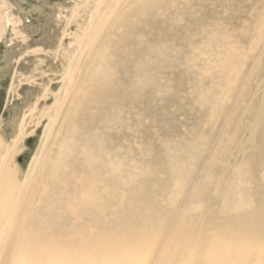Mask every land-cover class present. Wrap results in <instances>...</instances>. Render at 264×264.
<instances>
[{
  "label": "bare ground",
  "instance_id": "6f19581e",
  "mask_svg": "<svg viewBox=\"0 0 264 264\" xmlns=\"http://www.w3.org/2000/svg\"><path fill=\"white\" fill-rule=\"evenodd\" d=\"M9 1L2 10L8 5L20 19L19 1ZM93 1L83 35L62 54L59 91L50 84L39 101L28 90L1 121L0 249L21 243L20 264H264V0H251L248 25L188 42L190 118L177 124L166 167L172 192L164 187L152 197L145 194L151 181L131 182L125 156L114 153L129 148L122 101L133 88L141 99L146 71L180 36L183 12L192 10L191 29L193 19L202 21L196 8L206 9L210 0ZM14 14H0V43L7 49L15 42L8 31L21 37ZM50 92L54 102L39 114L47 120L44 141L22 182L13 160L26 135L25 117L40 102L47 106ZM184 92L176 96L178 118ZM146 170L147 178L159 180L158 168Z\"/></svg>",
  "mask_w": 264,
  "mask_h": 264
},
{
  "label": "rangeland",
  "instance_id": "374dc122",
  "mask_svg": "<svg viewBox=\"0 0 264 264\" xmlns=\"http://www.w3.org/2000/svg\"><path fill=\"white\" fill-rule=\"evenodd\" d=\"M3 1L10 3L9 0H0V14L2 16H5L7 14L8 16L14 14L13 10L7 8L8 5L7 7H4V9L2 10ZM17 1H19L23 9V12L20 14V19H18L16 14H14L15 18H11V19L14 22L16 21L18 22L17 30L21 33V37L16 38L11 31L10 32L8 31V37L10 38V42H12V40H15V42L12 45H10L11 50L9 48L7 49L3 44L0 43V124L2 120L7 121L13 115V112L17 110V109L14 110V106H16L17 103H19L18 102L19 95L25 96L28 90H32L34 92L36 100L41 101L42 97L48 94L46 88H48L50 84H55V87L53 89L54 93H57L59 91L61 87V79L63 77L62 71L64 70L63 68H65L66 66L65 63L66 60L62 59L63 57L62 54L64 55L67 52L73 51L78 36L80 37L83 35V32L86 29L87 24L89 22L91 12H93V6H91L93 5V3H91V1L93 0H17ZM243 1L245 0H240V2L239 0H210L206 9H203L202 11H198V8H196L198 12L197 16L202 15L201 17H199L202 18L201 19L202 21H198L199 19L197 20L193 19V24L191 29L189 28L191 24L189 20L191 19L192 10L185 7L186 12L185 13L183 12L181 21H179V25H181L179 30L180 36H178V38L174 40L172 52L171 53L169 52L168 54L167 53L164 54L162 57L159 58L158 60L159 63L157 62L151 65L149 70L146 71V77L148 78H146L147 81L145 85L142 87L141 99L138 100L135 98L137 91L133 88L130 91V93H127V96L124 97L125 100L123 99L122 101V103L124 104V110L127 109L125 110L126 117H124L127 126V136L129 138L131 137V134H133L134 136H132V138L130 139L128 138L129 148L125 152L124 150L122 152L119 151V149H117L116 147L114 153L115 155L125 156L127 163L124 170H125V174L128 175L131 182L136 181L137 183L139 181L138 183L142 184V182L145 183L148 180L151 181V182L148 181L149 182L148 188L145 187V194L151 197L160 196V192L164 187L166 188L167 193L172 192L171 189L172 185L170 184V176L167 168L168 165L170 164V161H172L174 155L173 151L176 146V139H177V131H176L177 124L180 121L186 123L190 118L187 111L189 110V107L186 106L188 100L187 99L188 92L186 88L191 78L190 70H189L190 67L187 62L188 54L186 52L188 50L187 49L188 42L190 41L192 43H198L200 41V38L206 33L222 32L226 26L236 27L239 24L241 26L248 25L250 20L249 17H250V8L252 1L246 0V3L248 2L247 4ZM88 3L89 5H87ZM84 7L86 8L85 10ZM239 7H241V9ZM244 7H249V9H245ZM86 10L88 12H86ZM261 12L262 11L260 10L259 13ZM85 13L86 15L89 16L86 17V15H84ZM22 14L24 16H22ZM71 23L72 25H70ZM231 23L233 24L231 25ZM199 24L203 25L204 26L203 28L205 30L200 31ZM189 30H190V34H188L187 32ZM1 31H2V27L0 26V33ZM241 31L237 30L236 32H238L239 34ZM69 44H71V46H69ZM6 52H8L10 56L6 61H4L2 57L5 55ZM153 66L155 67V69L152 68ZM159 68H161V70ZM155 70L156 71L158 70L157 73L155 72ZM159 75H161V77H159ZM121 78L123 81H125V77L124 78L121 77ZM157 79L159 80L158 82H156ZM153 84L155 85L153 86ZM181 90L183 91L185 90L184 92L185 98L182 99L183 101L182 106H184L182 107V111L184 112H183V116L178 118L177 98L179 97L178 92L180 93ZM161 93L163 96L161 95ZM49 96H50V101L48 102L47 106H43V103L40 102L39 106L37 107V110L33 113V115L27 116L26 114L25 117L26 135L21 141L19 145V152L15 155L13 160V163L17 165L19 168V175H18L19 181L23 182L26 178L29 177V167L33 163L34 157L38 156L41 145L44 141V137L46 134L45 129L47 126V120L46 118L39 120V114L42 112L43 108L52 106L54 99L52 97L53 95L51 94V92L49 93ZM135 119L138 120L136 121ZM141 126L144 130L141 128ZM129 127L130 129H128ZM123 130L124 129H120V128L115 129L113 133L115 135L118 134V132L119 133L123 132ZM4 131L6 134L8 133L7 131L9 130L4 129ZM141 131H142V136H141ZM163 132L166 134H164ZM143 134L145 135V137ZM116 138H114L115 141L117 140ZM136 142L138 144L140 143L139 144L140 146L137 145ZM160 145H161V151L159 148ZM134 150L138 152V154L137 153L132 154V152H135ZM129 153L131 154L128 155ZM149 157L151 158V160L156 159V162L154 160V163H151L153 161L148 160L150 159ZM131 158L134 159L133 161H136L139 165L142 162L141 166H139L136 162H133ZM142 159L145 160L146 162L142 161ZM161 159H163V161H161ZM131 161L133 164H131ZM144 163L147 165V167ZM136 166L138 168H136ZM135 168L137 169V171H135L136 170ZM145 168L146 169L158 168L160 171L159 180L160 178L161 180L159 181L158 179H155L154 181V180H150V178H147L146 175L147 170ZM139 169L143 171L144 178L143 176H139V175L137 176V172L139 171ZM262 169L263 171H261L260 174L263 177L262 191H264L263 165L261 167V170ZM140 177L143 179H141ZM261 243L264 244V239L262 240ZM39 244L42 245V243ZM20 245L22 244L19 243V245H15L13 247L11 246V248L7 249L6 252H3L0 249V257L3 256L6 258L4 264H12L14 262L15 264H20V262H18V260H21L18 254ZM43 245L45 244L43 243Z\"/></svg>",
  "mask_w": 264,
  "mask_h": 264
},
{
  "label": "water",
  "instance_id": "95a60500",
  "mask_svg": "<svg viewBox=\"0 0 264 264\" xmlns=\"http://www.w3.org/2000/svg\"><path fill=\"white\" fill-rule=\"evenodd\" d=\"M28 143H30V142H28Z\"/></svg>",
  "mask_w": 264,
  "mask_h": 264
}]
</instances>
